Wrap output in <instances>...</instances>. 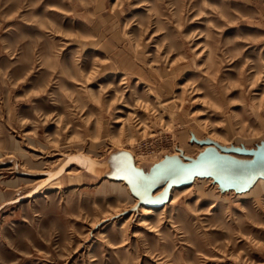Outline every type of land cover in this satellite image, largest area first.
Here are the masks:
<instances>
[{"label":"rangeland","instance_id":"1","mask_svg":"<svg viewBox=\"0 0 264 264\" xmlns=\"http://www.w3.org/2000/svg\"><path fill=\"white\" fill-rule=\"evenodd\" d=\"M193 138L264 140V0H0V264H264Z\"/></svg>","mask_w":264,"mask_h":264},{"label":"water","instance_id":"2","mask_svg":"<svg viewBox=\"0 0 264 264\" xmlns=\"http://www.w3.org/2000/svg\"><path fill=\"white\" fill-rule=\"evenodd\" d=\"M197 143L207 145L195 157H187L185 160L174 156L179 160V168L185 171L192 170V177H212L221 190L233 189L236 192H242L251 187L259 178H264V140L254 148L244 146H223L210 139H195ZM237 153L244 156H236ZM166 160V157L164 158ZM198 168H204L205 172L198 174L195 172ZM164 183L163 192L167 195L173 186L188 184L193 178L182 180L180 182ZM165 179V180H166ZM162 192V193H163ZM162 195V194H161ZM163 196H156L150 200V203L164 202Z\"/></svg>","mask_w":264,"mask_h":264},{"label":"bare ground","instance_id":"3","mask_svg":"<svg viewBox=\"0 0 264 264\" xmlns=\"http://www.w3.org/2000/svg\"><path fill=\"white\" fill-rule=\"evenodd\" d=\"M190 149V148H189ZM186 151V150H185ZM178 156V155H177ZM171 158V157H170ZM168 159V158H167ZM89 160H90V158H89ZM96 161H94V164L96 165V163H95ZM92 163V162H91ZM161 163H162V161H161ZM93 164V165H94ZM165 165V164H164ZM103 166V165H102ZM106 166V165H105ZM100 167V166H99ZM97 168H98V166H97ZM104 168V167H103ZM109 168V167H108ZM157 168H158V165H157ZM165 168V167H164ZM107 169V168H106ZM170 169V168H169ZM109 170V169H108ZM166 170V169H165ZM170 170H172V171H174L175 170V172H173L174 173V175L176 176V177H178L179 176V173H182L181 171H183V168L182 169H180L179 168V166L175 169V167H173V168H171ZM111 172H112V170H110ZM134 171V170H133ZM159 171V170H158ZM197 171H200V172H205V169L204 168H198V170ZM105 172H106V170H105ZM110 172V173H111ZM119 172V171H118ZM121 172V171H120ZM137 172V171H136ZM169 172V171H168ZM184 172H185V170H184ZM183 172V173H184ZM109 173V174H110ZM114 173V172H113ZM122 173V172H121ZM128 173V172H127ZM126 173V174H127ZM156 173H157V171H156ZM116 174V173H115ZM118 174V173H117ZM116 174V175H117ZM142 174V173H141ZM162 174V173H161ZM171 174V173H170ZM119 175V174H118ZM149 175V174H148ZM150 175H152L151 173H150ZM159 175V174H158ZM157 176V175H156ZM168 176V175H167ZM136 177V176H135ZM155 177V176H154ZM153 177V178H154ZM169 177V176H168ZM151 178V177H150ZM164 178H166V176L164 175ZM134 179V178H133ZM137 180V179H136ZM144 180V179H143ZM147 180V179H146ZM259 180H264V179H259ZM149 180H147V182H148ZM175 181V180H174ZM146 183V182H145ZM169 184V183H168ZM147 185H148V183H147ZM256 185V183L255 184H252L251 186H255ZM262 185V187H264V183H262L261 184ZM252 188V187H251ZM145 190V189H144ZM143 190V191H144ZM252 191V190H251ZM147 194V193H146ZM152 197V196H151ZM151 206V205H150ZM143 211L142 212H144V213H151L152 211H153V209L151 208V207H149V205H148V208H146L145 207V209H142ZM155 212V211H154ZM143 222V221H142Z\"/></svg>","mask_w":264,"mask_h":264},{"label":"snow or ice","instance_id":"4","mask_svg":"<svg viewBox=\"0 0 264 264\" xmlns=\"http://www.w3.org/2000/svg\"><path fill=\"white\" fill-rule=\"evenodd\" d=\"M155 182V179L153 180V183Z\"/></svg>","mask_w":264,"mask_h":264}]
</instances>
